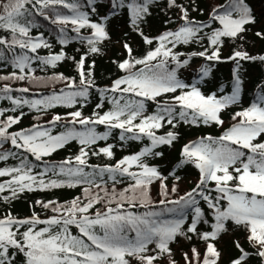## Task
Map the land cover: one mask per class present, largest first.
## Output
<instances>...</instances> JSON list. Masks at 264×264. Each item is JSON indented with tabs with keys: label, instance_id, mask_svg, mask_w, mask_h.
Listing matches in <instances>:
<instances>
[{
	"label": "snow or ice",
	"instance_id": "6c2138e0",
	"mask_svg": "<svg viewBox=\"0 0 264 264\" xmlns=\"http://www.w3.org/2000/svg\"><path fill=\"white\" fill-rule=\"evenodd\" d=\"M154 2L155 0H110L109 15L93 22L88 13L79 10L80 5L75 0H4L0 3V29L10 32L11 38H0V45L3 46L0 49V61H9L18 72L0 79H30L38 82L41 78L32 75L33 62L38 61L42 65L54 67L56 62L66 59L63 52L46 57L28 54L37 53L41 47L50 48V45L42 37L30 35V30L35 25L27 18L30 13L26 5H32L36 14L43 15L53 24L63 26L60 28L59 41L62 45L69 43L65 31L68 25H72L71 30L78 36L84 28L90 30V35L79 37L82 41L86 40L88 45L87 52L76 62L80 76L79 86L62 74L54 77L56 80H67L66 88L75 90H61L60 93L54 92L41 99L30 100L10 94L12 91L28 93L29 88L13 90L5 85L0 88V99L11 102L12 112L24 106L35 110L54 108L57 105L73 107L79 99L86 100L89 88L93 85V81L89 79L91 71H85L86 57L88 54L99 53V44L109 39L107 21L117 14L118 9L127 7L131 26L138 30L140 23L150 14V5ZM57 5L68 9L71 15L45 13V9ZM88 5L93 12L96 11L94 0H88ZM168 6L179 8L183 23L175 31H167L157 37L159 45L142 58L134 57L127 43L123 45L129 58L116 63L125 75L114 80L110 88L98 90L101 103L96 105V109L103 108L105 99L112 105L111 109L104 112L94 110L91 116H84L80 110L68 113L71 117L68 123L78 124L82 126V130L69 127L66 131L53 135L51 128L33 125L32 128L9 133L8 129L19 123L23 112L20 116L7 115L0 119V147L4 142L10 141L14 148L31 154L36 161H42L70 141L75 140L81 145L79 154L74 158L65 159L59 164L44 161V170L35 174L33 168L38 166L29 162L27 157L21 160L19 167L0 169V177H11L0 182V193L10 191L12 198H15L18 192L24 190L88 185L83 188L84 200L77 197L68 204L36 201L42 208L51 207L56 213L47 219H40L35 213L24 219L15 218L10 213L0 217V264H15L17 253L23 255L25 264H130L128 258L137 260L139 264H154L162 254L171 256L169 244L177 236L191 239L189 233L199 236L207 246L202 260L195 248L192 249L191 258L185 254L187 264H192L193 258L196 264H218L221 253L213 241L226 231L228 221L243 226L247 243L254 250L250 253L236 241L235 248L239 255L230 264H247L251 255L258 256L261 264H264V140H257L264 136V85L258 86L260 95L255 102L233 114L232 120L235 123L220 136H207L184 145L181 164H193L199 170V180L194 188L178 199H167L168 190L164 183L167 178L162 177L155 167L147 165L142 159L147 155L161 156L162 153L154 149L160 145H171L177 139V134L172 131L165 135L156 134V130L165 123L173 128L179 122L222 125L224 122L220 112L237 103L239 99V61L258 59L264 62V55L251 56L246 51H234L227 58L237 62V68L233 70L235 86L231 95H205L197 84L208 76L209 68L200 67L198 79L192 84L183 82L177 77V69L187 66L189 61H181L172 49L179 43H198L206 39L211 50L205 48L204 51L192 55L204 57L207 61H219L223 38L243 39L242 34L248 30L246 26L255 24L256 18L246 0H228L227 4L217 5L209 13L206 23L189 19L188 10L177 4L176 0H168ZM216 23L219 27H213ZM205 29L209 32L205 33ZM140 35L143 36V32ZM255 35L264 39V32L258 31ZM144 42L151 45L153 39L144 36ZM16 48L21 50L19 54L16 53ZM4 49L11 55L6 54ZM169 60L175 62L174 68L168 67ZM109 92L113 95L107 96ZM165 94L172 95L162 102L157 100ZM146 101L156 102L154 113L145 114ZM6 111L9 110L0 109V117H4ZM61 120L60 115H55L48 123L55 126ZM96 125H104L106 131L97 132ZM112 129L120 130L119 138L122 141H140L146 137L150 146H145L138 153L124 156L114 165L104 166L97 171V166L87 164L89 151L86 149L99 140H107ZM91 154L111 157L112 145L92 151ZM15 155L13 152H3L0 153V160ZM133 166L139 170L131 171ZM86 167H91L93 171H85ZM49 173L57 178H51ZM105 173L107 179L113 182L111 192L102 186L106 183ZM118 177H128L133 182L117 191L115 185L123 182ZM176 179L179 180L180 177L177 176ZM156 180L160 181V194L165 197L158 201L163 207L159 211L148 210L139 214L131 211L137 205L151 208L153 202L149 198L148 189ZM210 182L214 184V188H209ZM93 187L99 190L96 194L91 191ZM175 191L176 188L173 187L172 192ZM213 191L217 195L212 196ZM99 192L104 195L100 196ZM197 197L212 212L215 222L211 225V231L201 233L197 230L201 221L208 223ZM3 199L8 201L9 197L4 196ZM104 201L106 207L103 211L90 213L95 204ZM184 209H191L193 213L186 231L183 228ZM167 213H176L180 218L161 219ZM38 225L44 227H37ZM70 226H75L79 235H73L69 230ZM132 233L134 236L130 235ZM151 244H155V249L158 250L156 255L148 254ZM169 264H175V261L170 260Z\"/></svg>",
	"mask_w": 264,
	"mask_h": 264
},
{
	"label": "trees",
	"instance_id": "16d2710c",
	"mask_svg": "<svg viewBox=\"0 0 264 264\" xmlns=\"http://www.w3.org/2000/svg\"><path fill=\"white\" fill-rule=\"evenodd\" d=\"M4 0H0L3 3ZM80 5V11L86 12L89 15V19L93 22L100 21L101 17L107 16L111 10L110 0H94L96 11L93 12L91 7L88 5V0H75ZM177 4L182 5L188 10L189 19L198 22H207L209 13L214 7L221 4H227L228 0H176ZM246 3L251 7L252 12L256 18V23L247 25V31L242 34L243 39L232 40L230 38H223V43L220 46V57L219 61H207L204 57L198 55L193 56L192 53H199L204 51L205 48L211 50V46L207 40H201L200 42H192L188 44L179 43L175 48L172 49L174 53H177L181 61L187 59L188 65L177 69V77L187 84H192L195 79H198V70L202 66L209 68L208 76L200 80L197 86L201 92L205 95L215 93L217 96L231 95L232 90L235 86V78L233 70L237 68V62L227 59L234 51H246L251 56L264 55V39L258 38L255 33L258 31L264 32V0H246ZM30 15L28 19L34 22V27L30 30L32 37H42L43 40L47 41L50 48H43L37 50V53L29 55H39L46 57L50 54H58L63 52L66 59L56 62L55 66L42 65L38 61L31 64L34 69L32 75L40 77L37 81L30 79L14 80L0 79V88L5 85H9L13 90L21 88H29L28 93H22L19 91H12L10 94L14 97H22L26 99H41L44 96H48L52 93H60L61 90L70 91L75 89L66 88L67 80H56L54 77L63 75L66 78H70L75 81L76 86H79L80 76L77 70L76 62L80 60L81 56L84 55L88 50L86 40H81L79 37H87L90 35V30L84 28L80 30L79 36L73 32L72 25H68L65 29L66 35L69 38V43L61 44L60 28L63 27L58 24H53L51 20L45 19L43 15L35 13V9L32 5H26ZM45 13L51 14L52 12H58L62 15H71L68 9L62 6H53L50 9H45ZM23 23V20H21ZM183 22L180 20V10L176 7H169L168 0H155L150 5V14L144 18V21L140 23L138 30H134L130 22V13L127 7L117 10V14L111 16L107 21V32L109 39L102 41L99 44L100 52L96 54H88L86 57L85 71H91L92 75L89 77L93 81L92 87L89 88V95L86 100L79 99V102L73 107H65L63 105H57L54 108L40 110L30 109L27 106L18 108L15 112L10 111L13 107L11 102L7 99H0V109L9 110L5 112L4 117L7 115L20 116L23 112L18 124L12 125L9 129V133L17 132L22 129L32 128L33 125H42L44 128H51L52 134L57 135L63 131H66L69 127H76L77 130H82L80 125H71L68 121L71 117L68 113L74 110H80L84 116H91L93 111H108L112 105L107 99L103 101V108L96 109V105L101 103L100 92L110 88L113 81L124 76L125 73L121 71L116 62L122 61L129 58L123 45L127 43L132 49V55L136 58H142L150 50H153L159 45L157 37L167 31H175ZM213 27H219L216 23ZM143 32V36L140 33ZM205 33L209 30L205 29ZM144 36L153 39L151 45L144 42ZM75 37V39H73ZM0 38L10 39L11 33L0 29ZM171 47V45H168ZM0 49L3 46L0 45ZM6 54L7 49H4ZM16 53L19 54L21 50L15 49ZM168 67L174 68L175 62L169 60ZM18 72L14 69L9 61H0V77L10 76L11 73ZM237 75L240 80V93L237 103L232 104L220 112V117L223 120L222 125L215 123L198 125L185 124L179 122L176 127L164 124V126L156 130L157 135H165L167 132L172 131L177 134V139L173 141L171 145H160L154 149V151L161 152V156L147 155L142 159L144 162L155 167L162 177H166L164 183L167 186L168 196L167 199H178L186 192L194 188L198 182L199 174L198 170L191 163L181 164L183 159L181 153L184 145L188 141L195 138H203L207 136L218 137L220 133L231 127L235 121L232 120V116L236 111H240L244 108L249 107L253 102L256 101L260 95V88L258 86L264 85V62L260 60H240ZM107 96H112L113 93L109 92ZM172 94H165L162 97H158L157 100L162 102L168 99ZM83 105V106H81ZM156 111V102L146 101L145 102V114H152ZM60 115L62 120L57 122L55 126L50 125L48 122L52 120L53 116ZM138 122V121H137ZM97 132H104L106 128L104 125L95 126ZM120 130L112 129L107 140H99L96 144L92 145L89 149V155L87 157L88 165L97 166L99 168L104 166H112L117 161L122 159L124 156L138 153L145 146H150V141L145 137L140 141L136 140H120ZM258 141L264 140V136L258 137ZM107 145H112L111 157L105 156L104 154L92 155V151H98L100 148ZM81 145L73 140L66 144L63 148L53 152L50 156L44 157L42 161H36L33 156L29 153H25L20 149L14 148L10 141L4 142L0 147V153L13 152L15 156H9L5 160H0V169L19 167L21 160L27 157V160L33 165L38 167L33 168V174L41 172L45 168L44 161L49 164H59L68 158H74L75 155L79 154ZM131 171H138L133 166ZM85 171L92 172L91 167H86ZM51 176V173H49ZM180 177L179 180L176 177ZM48 177H45L47 179ZM51 178H57L51 176ZM11 179L10 176L0 177V182H5ZM99 182V176L96 177ZM106 181L103 187H106L109 192L113 188V182L107 179V173L104 174ZM122 180V183L115 185L117 191L126 188L131 181L128 177H118ZM213 184L209 183V188H212ZM88 185H78L76 187H60L50 188L46 190H24L17 193L15 198H12L10 191L0 193V217L6 214H11L15 218H28L37 214L40 219H47L56 215L49 209H44L36 201L49 202L55 201L57 204H68L73 199L80 197L84 200L83 188ZM175 187L176 191L172 192V188ZM93 194H96L99 190L95 187L91 188ZM160 181L156 180L149 185L148 194L150 200L153 202L151 208H142L139 205L130 209L135 213H143L148 210L159 211L163 206L158 204L160 199L165 197L161 196ZM100 196H103V192H99ZM212 196L217 195L214 191L211 193ZM4 196H8L9 200L5 201ZM199 200V197H197ZM86 202V201H85ZM114 207V205H112ZM106 207V201L95 204L93 209H90V213H94L96 210L103 211ZM171 207V205H169ZM199 207L204 213V219L208 223L201 221L197 226L198 232L211 231V225L214 223L213 215L207 204L203 200H199ZM193 213L191 209H184L183 218L185 223L183 225L186 231L188 225L191 223V217ZM180 218L176 213H167L161 217V219H172ZM37 227H44V225H38ZM23 230V229H22ZM73 235H79L78 229L75 226H70L69 229ZM134 236V233L130 234ZM191 239H186L185 236H177L173 242L169 244L171 249V256L168 254H162L159 256L154 264H169L170 260H174L175 264H187L185 260V254L190 258L192 257V249L195 248L200 253V259H203V255L206 249V242L201 240L199 236L195 234H188ZM239 241L241 245L250 253L254 252L251 246L247 243L246 232L243 226L235 225L233 222H226V231L222 232L220 236L213 241L218 251L221 253L218 264H230V261L239 255L235 248V242ZM158 250L155 249V244L149 245V255H156ZM130 264H139V262L133 258H128ZM15 264H25V258L22 254L17 253L15 256ZM192 264H196V260L193 258ZM247 264H261V260L258 256L251 255L248 258Z\"/></svg>",
	"mask_w": 264,
	"mask_h": 264
}]
</instances>
